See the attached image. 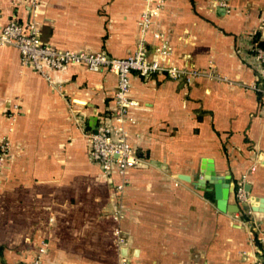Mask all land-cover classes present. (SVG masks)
<instances>
[{
	"label": "crops",
	"instance_id": "0c3cea01",
	"mask_svg": "<svg viewBox=\"0 0 264 264\" xmlns=\"http://www.w3.org/2000/svg\"><path fill=\"white\" fill-rule=\"evenodd\" d=\"M30 1L0 0V25L33 17L39 39L55 48L116 58L136 49L143 0ZM223 1L166 0L157 18L170 63L211 65L222 79L130 75L136 105L125 130L140 164L119 201L120 249L110 217L117 177L90 160L85 135L112 108L116 77L72 65L50 73L56 89L0 46V140L10 143L0 169V264L31 260L41 241L42 264H255L264 213L243 216L233 186L244 176L247 195L264 199V99L249 88L264 72L248 49L252 34L264 41V0ZM206 167L228 176L226 204L238 212L218 210L212 183L195 186Z\"/></svg>",
	"mask_w": 264,
	"mask_h": 264
},
{
	"label": "built area",
	"instance_id": "2783aa9c",
	"mask_svg": "<svg viewBox=\"0 0 264 264\" xmlns=\"http://www.w3.org/2000/svg\"><path fill=\"white\" fill-rule=\"evenodd\" d=\"M31 6L36 1L31 0ZM166 0H143V8L139 14L138 38L136 49L126 57L116 58L103 52H88L72 49H59L43 43L39 39V26L35 18L26 22L9 20L0 25V46L10 45L19 55L22 67H30L53 88L58 89L52 72L65 70L67 67L77 65L88 71H106L116 77V88L113 94V106L108 112L101 114L93 130L86 133L89 140L88 157L96 163L102 172L110 175L113 172L117 181L112 185V194L117 201L118 209L111 214V220L117 224L113 230V239L116 248H123L124 237L119 228L121 221L119 201L128 183V171L140 164V159L133 153L127 140L126 123H133L128 115V109L136 105L129 97L130 75L132 73L141 78L153 74H162L173 81L180 79L187 83L191 79L206 76L208 78H221L212 71V66L205 71L194 68L178 67L170 63L172 49L165 39V32L158 27L159 18ZM213 5L223 6V0H211ZM150 31L153 44L149 49L145 45V35ZM249 51L261 65L264 72V46L258 45V39L252 34L249 39ZM259 97L264 99V78L249 86ZM10 143L7 138L0 140V169L7 160ZM249 170H253L251 167ZM244 176L234 183L233 197L245 217L251 215L249 209V196L244 189ZM249 225L252 222L247 221ZM253 224V223H252ZM258 260L255 264H264V238L259 240ZM48 244L39 242L33 258L18 264H42L47 254Z\"/></svg>",
	"mask_w": 264,
	"mask_h": 264
},
{
	"label": "water",
	"instance_id": "95a60500",
	"mask_svg": "<svg viewBox=\"0 0 264 264\" xmlns=\"http://www.w3.org/2000/svg\"><path fill=\"white\" fill-rule=\"evenodd\" d=\"M180 179L188 181V177L185 175H179ZM206 182L213 184L214 196L216 200V206L221 212L236 213L238 208L236 206H228L226 204L227 194L232 192V185L228 183V176L217 177L212 175L210 167H206L201 179L196 182V187H202ZM249 207L251 212L264 213V199L257 197H249Z\"/></svg>",
	"mask_w": 264,
	"mask_h": 264
},
{
	"label": "trees",
	"instance_id": "16d2710c",
	"mask_svg": "<svg viewBox=\"0 0 264 264\" xmlns=\"http://www.w3.org/2000/svg\"><path fill=\"white\" fill-rule=\"evenodd\" d=\"M257 38V37H256ZM258 39V38H257ZM258 45H260V46H264V41H262V40H258Z\"/></svg>",
	"mask_w": 264,
	"mask_h": 264
}]
</instances>
